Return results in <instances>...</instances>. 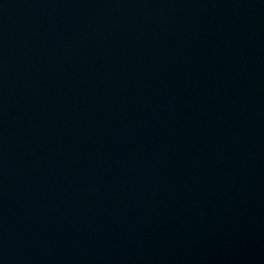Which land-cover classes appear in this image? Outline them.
Masks as SVG:
<instances>
[{
	"label": "water",
	"instance_id": "water-1",
	"mask_svg": "<svg viewBox=\"0 0 264 264\" xmlns=\"http://www.w3.org/2000/svg\"><path fill=\"white\" fill-rule=\"evenodd\" d=\"M0 264H264V0H0Z\"/></svg>",
	"mask_w": 264,
	"mask_h": 264
}]
</instances>
